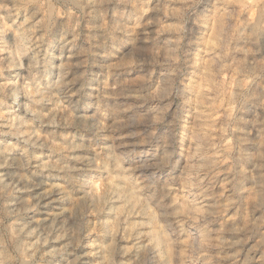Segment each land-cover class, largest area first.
<instances>
[{
  "label": "rangeland",
  "instance_id": "obj_1",
  "mask_svg": "<svg viewBox=\"0 0 264 264\" xmlns=\"http://www.w3.org/2000/svg\"><path fill=\"white\" fill-rule=\"evenodd\" d=\"M0 264H264V0H0Z\"/></svg>",
  "mask_w": 264,
  "mask_h": 264
},
{
  "label": "bare ground",
  "instance_id": "obj_2",
  "mask_svg": "<svg viewBox=\"0 0 264 264\" xmlns=\"http://www.w3.org/2000/svg\"><path fill=\"white\" fill-rule=\"evenodd\" d=\"M220 36H222L221 34H220ZM200 119V118H199ZM198 121V120H197ZM202 130V129H201ZM194 143V142H193ZM195 145H196V143H194ZM193 144V145H194ZM192 145V144H191ZM197 145H198V143H197ZM198 146H200V145H198ZM198 148V147H197ZM197 148H196V150H197ZM194 150V149H193ZM216 150V149H215ZM196 154V153H195ZM198 155V154H197ZM200 155V154H199ZM201 156V155H200ZM200 159V158H199ZM199 161V160H198ZM193 162V161H192ZM192 165V164H191ZM193 168V167H192ZM198 173V172H197ZM202 193V192H201ZM189 197V196H188ZM192 204V203H191ZM198 234V233H197Z\"/></svg>",
  "mask_w": 264,
  "mask_h": 264
}]
</instances>
